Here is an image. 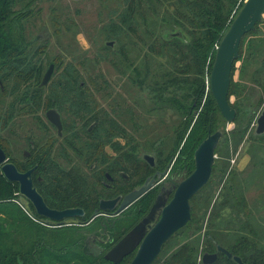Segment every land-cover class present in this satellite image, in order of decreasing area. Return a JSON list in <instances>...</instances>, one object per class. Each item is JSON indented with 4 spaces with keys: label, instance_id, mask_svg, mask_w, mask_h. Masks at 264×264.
<instances>
[{
    "label": "trees",
    "instance_id": "obj_1",
    "mask_svg": "<svg viewBox=\"0 0 264 264\" xmlns=\"http://www.w3.org/2000/svg\"><path fill=\"white\" fill-rule=\"evenodd\" d=\"M16 2L17 0H0V80L11 83V91L14 93L18 91L19 87L30 86V80L34 78L36 85L32 87L33 93L25 90L20 96L18 94L15 100L23 104L28 112L34 113L37 119H40V116L35 112L41 105L44 108L53 105L61 107L62 111L67 114L65 119L67 130L73 131L65 136L67 145L75 153L80 154L85 150L81 145L82 141L75 126L71 125L70 121L72 120L74 123L76 121L75 114H83L90 109V99H87L85 95L86 87L81 82L80 74L69 63L63 68L60 79H51L48 91L46 86H37L41 76L40 67L28 61L27 53L26 55L22 54L25 41L22 40L20 33L15 31L19 27L16 22H20L26 14V12L12 9ZM243 2L244 0H179L175 9L176 19L170 25L189 28L187 31L189 36L182 38L181 35L172 36L169 32L166 37H162L160 33L155 35L154 31L151 32V36L154 38L152 49L158 54H166L167 57H170L172 66L175 68V74L171 71L167 72L166 76L172 75L169 80L163 84L153 80L150 89L160 99L165 96L162 100L183 116L182 121L175 128L172 146L164 156L168 160L177 154L170 169V177L176 181L192 171L194 149L209 132L215 130L213 128L216 122L220 118H224L210 92L208 74L213 62L215 47ZM135 3L138 5L137 2ZM132 5L133 0H130L123 7V10L118 14L119 23L116 25L118 29L110 32L109 36L118 39L123 29L133 30V26L137 25L136 19L130 22L133 17ZM185 22L190 27H187ZM259 22L256 23L255 28ZM146 24L152 25L151 21ZM255 28L245 33L239 44V52L235 59L237 61L241 57L239 79L234 80L235 60L230 72L228 100L236 112L248 111L254 114L264 99V83L260 77V74L264 75V57H260V53L264 52V41L261 39L248 41L247 49L242 57L245 37L254 33ZM250 64H254L255 67L248 73V78H252L254 85L259 86L262 91L255 102L250 100L248 92L246 96L243 94L244 89L250 87L246 82L248 78L244 76ZM136 74H138L137 83L144 82L138 71ZM231 96H234L233 101L230 99ZM12 117L11 110L0 123L1 126L10 121ZM96 130L98 132L95 134L94 141L99 142L98 139L101 138V145L109 142L114 135H117L115 133H119V135L124 133L123 128L116 122L106 119H101ZM0 145L3 148L1 143ZM150 145L152 146L151 151L159 158L164 152V140L157 139ZM4 151L6 153V149ZM31 151L30 156L25 157L23 164L12 159L9 160L14 162L18 169H25L36 164L32 171L33 184L41 191L49 205L65 207L77 204L83 205L86 209V203L82 202L81 195L83 196L84 193L103 195V191H98L93 182L87 179L86 174L81 173L77 168L70 172L69 168L62 167L52 159L50 150L44 149L34 142ZM119 158L124 161L138 160V156L133 159L130 153H120ZM117 161L115 159L111 162L117 169L130 170L125 162ZM158 163L162 166L163 159H158ZM135 167L133 166V168ZM148 169L150 171L142 174L141 177L152 171L150 166ZM38 176L41 179H38ZM131 183L124 181L116 192L126 193L134 188ZM229 189L232 188L229 186L227 190ZM116 192L109 189L106 196L115 195ZM198 192L189 200L191 218L172 234L150 264H205L201 258L199 259L200 250L202 253L215 252L217 245L223 246L232 255L240 257L244 264H264V227L261 230V235L256 231L253 223L244 218L242 214H245L247 204L240 191L235 193L234 190L232 194L228 191L229 194H226L225 198L214 202L206 218L208 226L204 229V238L202 242H199L204 216L198 215L194 211V203L198 199L203 202L207 201L210 194H200L199 196ZM154 195V190L149 189L132 206L119 214L108 216L106 233L103 235L106 240L101 242V248L105 246V250L118 240L147 211ZM19 197L18 183L8 180L0 169V264H127L132 258L133 253H129L119 262H114L103 256L104 250H101V255L84 252L81 249V240L77 239V233L73 236L66 234L68 231L69 234H74L71 232V226L50 227L51 230H48L47 226L36 219L32 212L34 210L30 212L24 208ZM239 204L243 209L235 208ZM225 207L235 208L229 214V216L238 218V224L234 228H226L232 219L220 215ZM90 210L87 208L86 212ZM217 218L220 219L216 222ZM109 237L112 238V241ZM173 238H177L179 243L174 248L164 250ZM209 264L239 263L223 252L217 251V258Z\"/></svg>",
    "mask_w": 264,
    "mask_h": 264
},
{
    "label": "rangeland",
    "instance_id": "obj_2",
    "mask_svg": "<svg viewBox=\"0 0 264 264\" xmlns=\"http://www.w3.org/2000/svg\"><path fill=\"white\" fill-rule=\"evenodd\" d=\"M127 1L130 0H17L12 9L26 12L25 17L20 22H16L19 27L15 31L19 32L22 40L25 41L22 54L27 53L28 61L40 67L41 76L37 86L50 63L53 64L52 80L61 78L60 74L67 63L77 70L81 82L86 87L85 95L87 99H90L89 106H93L95 111H101V119L114 121L123 128L124 133L122 135L115 133L117 135H114L109 142L101 145V150L107 154H114L111 156L114 159H108L109 163L117 159V162H125L130 167L129 171L132 172L130 181L133 187H136L146 177L141 175L150 171L149 165L142 158V153L153 154L157 162L158 159H163L161 168H165L169 162L172 165L177 154L168 160L164 156L172 146L176 126L183 119L176 109L162 100L164 95L160 99L150 89L153 80L163 84L172 77V75L166 76L168 71L175 74L171 58L166 54H158L152 49L154 38L151 32L154 31L155 35L160 33L162 37H166L171 31H179L182 38H187L189 28L170 25L176 19L175 9L179 0H133L131 12L133 17L130 22L136 19L137 25L133 26V30L123 29L118 36L119 42L117 37L112 38L108 34L118 29L116 27L119 23L118 14L128 3ZM150 21L152 25H147L146 23ZM185 23L187 27H190L187 22ZM245 39L242 57L247 49L248 41L258 39L264 41V15L254 33L246 35ZM110 41L113 43H107ZM260 54V57H264V52ZM241 63V57L234 63V80L239 79ZM254 67V64L248 66L244 74L246 78ZM137 71L144 82L137 83ZM260 77L264 83V75L260 74ZM251 79L249 77L246 80L247 86L250 87L244 89L243 94L246 96L248 92L250 100L255 102L262 91ZM35 85L36 80L33 78L30 80V86L19 87L18 91L13 93L11 83L0 80V123L8 112L11 110L13 112L10 121L3 126L0 124V143L6 149L8 160L12 159L19 164L25 162L23 150L30 151L34 142L40 145L39 143H50L54 138L55 128L46 121L42 105L35 113L40 115L44 122L15 100V97L18 94L20 96L25 90L33 93L32 87ZM46 87L48 91L50 87L48 85ZM45 92L46 90L44 94ZM230 99L233 101L234 96ZM263 107L264 99L256 113L236 112L232 122H226L224 118H220L213 128V130L221 129L222 136L214 150L215 162L210 178L198 192L199 196L210 194L209 198L204 202L198 199L194 203V211L204 216L199 242H202L204 238V229L208 226L206 218L214 202L225 198L226 194H229L228 191L232 194L234 190L235 193L241 192L247 204V210L242 215L249 219L256 231L262 235L264 133L256 135L254 128L256 118ZM84 128L85 125H83ZM160 138L164 140V152L158 158L157 154L151 151L150 143ZM59 146H61L60 141L54 142L53 152H58ZM120 153H130L133 159L138 156V160L124 161L119 158ZM68 154L67 157L69 156L74 163L82 165H79L81 169H87L86 162L81 160L82 157L70 151ZM54 157L62 167L70 168V159L67 160L60 154ZM133 166L136 167L133 168ZM163 182L164 179L157 184V188ZM229 186L232 189L227 190ZM104 190L107 195L108 189ZM240 207L242 208L241 204L235 206L236 209ZM235 208L222 209L221 217L232 219L226 228H234L238 224L237 217L229 216ZM219 219H215L216 222ZM71 227L74 226L71 225ZM47 228L51 230L50 227L47 226ZM68 232H66L67 235L73 236ZM178 238L181 240L180 237ZM179 240L177 238L169 240L164 250L174 248ZM200 255H202L201 250L199 259Z\"/></svg>",
    "mask_w": 264,
    "mask_h": 264
},
{
    "label": "water",
    "instance_id": "obj_3",
    "mask_svg": "<svg viewBox=\"0 0 264 264\" xmlns=\"http://www.w3.org/2000/svg\"><path fill=\"white\" fill-rule=\"evenodd\" d=\"M263 15L264 0H244L216 45L213 62L208 74V85L220 113L227 122H232L236 115V109L231 106L228 100L232 64L237 58L242 36L254 29L256 23L262 19ZM180 34L179 31L170 32L172 36ZM107 43L111 44L113 41ZM52 70L53 64L50 63L41 78L39 86H45L48 83ZM46 115L60 131L61 122L58 112L54 108H49L46 111ZM254 132L256 135L264 133V107L256 118ZM221 136L222 130L215 129L200 141L193 152L194 168L174 185L170 199L166 201L169 192L158 194L149 212L104 254L106 259L119 262L126 254L131 253L135 247L136 250L127 264H150L156 258L163 243L191 218L189 200L208 182L215 162L214 150ZM143 158L150 165H154L152 154L144 153ZM34 168L35 165L25 170H19L14 162L8 160L4 149L0 145L1 172L8 180L18 183L19 200L27 211H30L26 203L28 200L38 213L47 218L62 220L61 222L67 223L69 222L67 217L83 214V209L79 207L63 209L49 207L33 185L31 173ZM154 176L153 174L151 177H147L141 185L131 189L122 196L101 198L99 207L102 210L114 209L115 213L120 212L151 187ZM95 213H97V209ZM156 213L155 222L148 225L147 229L142 232L144 225L149 223ZM217 251L223 252L239 264H244L240 257L232 255L221 245H217ZM216 258V251L203 252L201 260L203 263L209 264Z\"/></svg>",
    "mask_w": 264,
    "mask_h": 264
},
{
    "label": "flooded vegetation",
    "instance_id": "obj_4",
    "mask_svg": "<svg viewBox=\"0 0 264 264\" xmlns=\"http://www.w3.org/2000/svg\"><path fill=\"white\" fill-rule=\"evenodd\" d=\"M50 78H51V76H50ZM51 79H49L48 83L51 81ZM48 83L46 85H48ZM49 108H54L59 114V118H60V122H61V130L60 131H58L55 123H53L51 120H49L47 115H46V111ZM74 116L76 118V121L73 123L71 120L70 124L75 126V129L77 130V133L79 134L80 140L82 141V144L81 143L80 144L82 145V147L85 151H83L80 154L75 153L73 151V149H71V147H69L67 145L68 143H67V140L65 139V136L72 133L73 131L67 130V127L65 125L66 114H64L61 107H59L57 105L48 106V107L44 108V117H45L46 121L55 128V133H53L54 138H53L52 142L45 143L46 146H45V144L39 143L40 146L43 147L44 149L50 150V155H51L52 159H54L58 164H60V162H58L56 160V158L54 157V155H56V154L62 155V157L67 159V160L70 159L69 156L67 157V155H69L68 151H70L71 153L74 152L80 158L82 157L81 160L83 162H86L87 169L86 168L81 169L79 167V165L82 166L80 163H74L73 160L70 159L71 164L69 166L70 167L69 170L71 172V171L76 170L75 168H77L81 173L86 174L87 179L90 182H93L95 188L98 191L99 190L103 191V189L108 188V190L113 189L116 192V190H118V187H120V185L123 184L124 181H126L127 183H130L132 172L130 173V171H124L122 169H117V167L113 165L114 163L113 164L109 163L108 162L109 160L114 159V157H111L114 154H107V153H105L104 150H101V138L98 139L99 142L94 141V138L96 136L95 134L98 132V130H96L97 125H98V123H101V111L100 110L95 111L94 107L90 106V109L88 111H85L83 114H75ZM39 120L41 122H44V120L41 118V116H40ZM83 125H85L84 129H83ZM81 136H83V137H81ZM56 141H60L61 146H59L58 152H53L54 142H56ZM31 152H32L31 150L30 151L23 150L22 154L24 157H28V156H30ZM144 153H148V152H144ZM144 153H142V158H143ZM148 154H151V153H148ZM153 157H154V165H150L144 158L143 159L152 168V171L148 175H146L145 179L147 177H151L153 174L155 175L154 179H153V183H152L151 187L149 188V189L154 190L155 195H154L153 201L151 202L147 211L143 215H141V217L129 229H131L138 221H140L149 212V210H150V208H151V206H152V204H153V202L156 199V196L158 194H161V193L163 194V193L169 192L167 195L166 201L168 199H170V197L172 196V191H173L174 185H176L177 182L179 181V180L176 181L172 177H170V169H171V163L170 162L167 164V166L165 168H161L160 167L161 165H158V162H157L154 155H153ZM34 165H36V164H34ZM27 168H29V167H27ZM27 168H25V169H27ZM107 168H109L111 170H108ZM25 169H19V170H25ZM156 172H159V173H156ZM107 173H108V176H107ZM31 177H32V173H31ZM38 179H41V177L38 176ZM162 179H164V182L161 183L159 185V187L157 188V184ZM32 181H33V178H32ZM131 189H133V188H131ZM130 190H128V191H130ZM38 192L42 195L45 203L51 208L63 209V208H68V207H79V208L83 209V214H75V215L69 216V217H67L69 219V222L65 223V222H61L62 220H55L52 218H47L46 216L38 213V211L35 210L34 206L31 204L30 201L27 200V202H26L27 206L30 209V212L32 210H34L32 212H34L36 219L41 224H43L45 226H48V227H64V226L73 225L74 227L71 228V232H74L73 235H75L77 233V239L81 240V242H82L81 243V249L84 252H89V253H92L95 255H101V250H104L105 246L103 248H101V242L106 240V239H104L103 235L106 233V221L108 220V216H114L116 214L121 213L124 209L132 206L134 204V202L139 198L138 197L136 200H134L132 203H130L128 206H126L120 212L115 213L114 209L102 210L99 207V201L101 198H112V197H115L118 195L122 196L125 193L116 192L115 195H111V196H106L104 193L105 190L103 191V195H100V196H96L94 194L84 193L83 196L81 195L82 202H85L87 208L91 209L89 212H86L87 208L85 209V207L83 205L73 204V205H69V206H65V207L51 206L46 202L41 191L38 190ZM96 209H97V213H95ZM156 216H157V213L151 218L149 223L144 225L142 232H144L147 229L148 225L153 224L155 222ZM63 219H65V218H63ZM46 221H48V222H46ZM128 230H126L119 237V239ZM109 239H110V241H112L111 237H109ZM118 240H116L110 247H108L107 249L104 250L103 256ZM165 242L163 243V245L165 244ZM161 249H162V247H161ZM135 250H136V247L134 248V250L131 253L134 254ZM201 258H202V255H201Z\"/></svg>",
    "mask_w": 264,
    "mask_h": 264
}]
</instances>
